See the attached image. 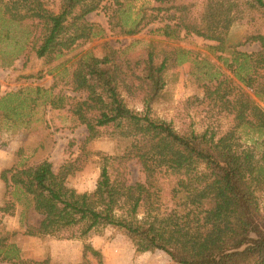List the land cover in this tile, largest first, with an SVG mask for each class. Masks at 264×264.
Returning <instances> with one entry per match:
<instances>
[{"label": "trees", "instance_id": "trees-1", "mask_svg": "<svg viewBox=\"0 0 264 264\" xmlns=\"http://www.w3.org/2000/svg\"><path fill=\"white\" fill-rule=\"evenodd\" d=\"M148 1L153 6L147 12L131 22L122 20L121 35H136L159 21L164 24L157 32L166 38L177 39L184 32L212 41L214 50L224 52L233 25L264 17V0H202L197 8L190 0ZM110 5L121 11L120 0H58L56 10L44 0H0V15L26 28L29 50L51 63L100 36L102 29L86 16ZM252 42L259 50L234 51L228 68L264 100V77L258 72L264 69V35L247 33L244 43ZM150 45L146 57L136 61L111 47L103 59L87 52L64 79L67 90L85 94L73 97L69 109L86 129L84 143L100 138L101 130L118 143L113 155L94 153L99 168L94 190L80 193L67 185V177L81 169L79 160L58 172L48 161L6 169L0 179L10 200L0 205V225L17 203L41 217L25 231L30 236L83 239L111 227L137 253L161 251L177 264H264V110L253 103L224 109L220 103L236 91L226 79L206 97L231 117L230 127L221 133L213 126L177 132L169 122L155 119L152 109L177 67L178 52ZM125 96L138 100L141 110L130 108ZM10 97L0 96V109ZM130 161L139 164L142 182L128 183L125 165ZM89 256L102 264V253L87 244L81 261L68 264H90ZM0 261L54 264L21 258L1 232Z\"/></svg>", "mask_w": 264, "mask_h": 264}, {"label": "rangeland", "instance_id": "rangeland-1", "mask_svg": "<svg viewBox=\"0 0 264 264\" xmlns=\"http://www.w3.org/2000/svg\"><path fill=\"white\" fill-rule=\"evenodd\" d=\"M44 1L53 10L57 9L58 0ZM190 2L197 8L202 0ZM120 3L121 13L114 12L115 6L110 5L107 10L99 9L87 15L90 23L102 29L100 36L51 63L37 59L29 50L30 34L26 28L0 15V96L8 98L11 95L0 109V174L6 169L35 166L42 161L50 162L53 170L58 172L66 163L79 160L77 165L81 169L69 175L66 183L80 193L94 190L99 174L98 157L94 153L113 155L118 151V143L110 137L109 131L101 130L100 138L85 144L86 129L69 110L73 97L83 99L85 94L67 90L64 79L69 77L73 62L87 52L103 59L106 49L111 47L136 61L146 57L152 46L150 43L158 44L154 45L158 49L176 50L177 67L171 76H167L168 85L163 97L154 105L152 116L169 122L180 133L190 128L202 132L212 126L221 133L230 127L231 117L219 113V108L213 107L214 103L206 97L208 90L226 79L231 80L236 91L220 103L224 109L230 111L253 103L264 110V100L240 83L228 68L234 51L251 54L259 50L258 43H244V37L257 31L264 35V17L258 16L253 24L233 25L228 32L226 51L217 52L212 48L216 43L184 32H180L177 39L164 37L157 32L164 24L159 21L144 27L136 35H121L119 25L122 20L127 18L131 22L147 12L146 8L153 3L148 0H120ZM258 72L264 77V69ZM39 74L41 78H37ZM125 98L130 108L141 110L138 100ZM19 102L22 104L18 105ZM125 166L129 184L144 180L135 161ZM9 200L0 179V205ZM40 220L41 217L31 209L17 203L12 214L3 216L0 232L19 249L23 259H49L54 264L77 263L87 244L102 253V264H177L161 251L137 253L130 240L111 227L91 232L83 239L67 238V234L60 237L25 234L29 226L37 225ZM88 260L90 264H97L91 256ZM0 264L8 263L0 261Z\"/></svg>", "mask_w": 264, "mask_h": 264}]
</instances>
